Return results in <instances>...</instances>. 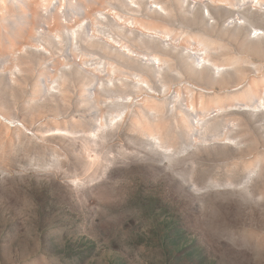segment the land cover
<instances>
[{
	"label": "rangeland",
	"instance_id": "1",
	"mask_svg": "<svg viewBox=\"0 0 264 264\" xmlns=\"http://www.w3.org/2000/svg\"><path fill=\"white\" fill-rule=\"evenodd\" d=\"M171 1L109 0L91 38L78 26L83 1L56 2L44 15L64 26H31L0 61V264H264V132L238 105L200 120L187 103L211 92L213 73L196 59L207 52L233 63L218 89L238 98L222 102L245 101L235 85L264 76V10L230 0L212 18L207 2ZM24 26L11 18L3 37ZM242 182L248 193L235 190Z\"/></svg>",
	"mask_w": 264,
	"mask_h": 264
},
{
	"label": "bare ground",
	"instance_id": "2",
	"mask_svg": "<svg viewBox=\"0 0 264 264\" xmlns=\"http://www.w3.org/2000/svg\"><path fill=\"white\" fill-rule=\"evenodd\" d=\"M61 1L62 0H0V61L2 60L4 61L5 59L8 58V56L10 57L15 56L17 52V48H19L17 46L22 42V39H24L28 34H30V31L28 30L30 29L31 26L35 27L37 25H43L45 28V32H47L48 35H52V32L54 31L55 28L64 26L58 14H53L47 17L44 15L45 10H47L48 8H51L56 2H61ZM81 1H83L84 10L82 13L83 21H81V23H79L78 25L81 31L80 34H83L86 37H90V38L94 36L97 37L99 36L98 29L94 28V25H96L99 22L98 14L100 12L102 14L103 11H106L108 9L107 5H108L109 0H81ZM198 1H204V2H207V4H209L207 8H209L208 12L212 15V18H214L213 14L219 6H228V4L231 3L230 0H198ZM243 1L245 5L247 6L249 3H251L252 6L255 7L254 9H252L254 11L264 10V0H243ZM171 2L172 3L175 2L178 5H183L182 4L183 0H172ZM154 3H156L157 5V7H155L156 9H159L158 7H160L164 12H167V13L171 12V8L169 6H166L165 4H162L157 1H155ZM196 4L197 2H195V5ZM210 5H211V8H210ZM196 8H197L196 6H193V9H196ZM196 13H200L199 9H196ZM19 15L24 21L26 20L27 26L22 27L21 29L17 31L16 34H13L12 39L4 38L3 37L4 34L2 31V23H5L11 20V18H15ZM246 18H249V17L243 16L240 19L242 20V23L238 25H241L243 27L244 26L251 27V23H248ZM86 19H88L91 22L92 26H87V24H85ZM229 21H230L229 19H226L224 23L222 24V26L228 27ZM158 25L160 24H158L157 22L155 23L147 22L142 19H136L134 21V27L139 29L143 33L145 32V34L150 33V32L159 33L160 31H159ZM233 26L234 25H231L230 27H233ZM162 29L166 31V29H164L163 27ZM164 31H162V33H166L167 35L170 34L168 31L167 32H164ZM261 35L264 36V33L259 34L258 37L260 38V40L262 39ZM250 38L251 40L253 39L254 41L256 36L250 37ZM65 40L66 39L64 38L63 41L65 42ZM87 40H88L87 41L88 43H91V40L89 39ZM123 46H124L123 47L124 51L127 53V55L130 56V55H133V53H136V51L131 46H128V45H123ZM203 49L205 51L210 50L208 46H205ZM49 54L55 57L53 54V51H50ZM71 55H72L71 58L66 57L62 61L59 58H57V60L55 59L56 61L53 62L55 63V65H53V63L52 64L50 63V64L51 66L53 65V67L55 68L56 67L59 68V66L62 65L61 62L63 61L67 62V65H72L74 63V59H76V56L74 54H71ZM196 59L202 60L203 65L207 69L209 68L211 69L213 73V79L215 81H213V84H211V89H210L211 92H209L208 95H204L202 93H199V94L194 93V95L191 98L187 97L188 98L187 103L189 104V110H192L193 113H196L197 115H199L200 120H205L208 116L214 113H219V112L229 113V111L232 110L231 108H233V106L238 105L239 107H236V109L241 110L245 114H247L253 121L254 125L259 127L261 131L264 132V76H253L249 79L247 78L243 82H238V84L235 85L236 87H240L241 85L245 84V86L242 87L243 91L240 93L241 96L245 97V101L243 100V102H241L238 100L239 101L238 103L227 104V103L222 102L224 97L228 96L227 95L228 93L232 94L229 96L236 97L238 93L233 94L232 92H228V90H226L225 88L224 89H218V88H220V86L222 85L227 86L229 84L228 78L230 77V75L227 74L225 71L232 69L233 63H229V64L220 63L216 59V57H214L209 52L205 53V55L202 54L200 57H196ZM239 59L236 58L234 62L235 63L239 62ZM149 60L152 62L153 65L158 64L160 67L164 65V61H165L160 56H154V60H151V59ZM255 60L258 61V59H255ZM251 63L255 64L253 61ZM259 66L260 65L258 64L256 65V67L258 68ZM28 70H31V68H28ZM88 72L90 74L92 71L88 70ZM94 85H100V81H98L96 84H93V86ZM60 88L63 92L67 93L65 85L60 86ZM252 99H256L257 104H253L251 102ZM259 104L262 106L261 110L259 109L260 107ZM157 107H158L157 103L154 104L151 102H146L142 108H144V110H155V109H158ZM0 108H3V105L0 104ZM180 115L183 118L181 121H183V123H186L188 127L193 129V126L191 124L189 125V122L187 118L185 117V115L182 113H180ZM135 124L136 126L142 125L143 127L142 129L144 131L150 132L154 135H159V136L162 135L163 127L161 125L142 124L141 122L139 123L135 122ZM160 138L161 140H163L162 137ZM163 141L166 142L165 140ZM255 168L253 167L248 170L247 179L251 178V176L254 174V171L256 170ZM242 184L244 183L242 182L239 184H235L236 185V186L234 185L235 190L240 191L242 193H245V192L248 193L249 187L244 186ZM229 187L233 188V185Z\"/></svg>",
	"mask_w": 264,
	"mask_h": 264
}]
</instances>
